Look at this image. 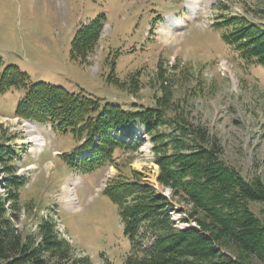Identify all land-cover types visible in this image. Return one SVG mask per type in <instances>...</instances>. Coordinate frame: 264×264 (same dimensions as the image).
<instances>
[{
	"label": "rangeland",
	"instance_id": "374dc122",
	"mask_svg": "<svg viewBox=\"0 0 264 264\" xmlns=\"http://www.w3.org/2000/svg\"><path fill=\"white\" fill-rule=\"evenodd\" d=\"M186 4L187 0H0V70L15 65L33 83L47 82L124 108L153 105L167 94L168 114L186 125L188 145L200 142L230 166L236 185L257 193L258 200L247 206L264 221V68L241 59L221 39L225 29L215 27L231 16L264 24V0H213L183 23L174 41L159 40L156 29L166 18L187 20ZM99 14L105 15L99 40L83 61L74 59L71 44L76 31ZM111 73L119 85L108 79ZM134 75L136 87L130 80ZM22 95V89L0 92V144L16 148V175L26 178L16 210L8 200L7 174L0 164V220H7L30 250L43 246L47 252L41 256L49 264H72L84 256L92 264H124L131 245L122 232L118 207L102 193L119 170L106 163L88 172L70 170L60 155L78 142L70 133L54 132L49 124L14 117ZM28 122L34 124L33 133L44 138L40 150L24 142L28 132L23 125ZM127 140L137 148L120 152L118 168L159 195L157 202L176 230L212 235L202 231L210 223L207 216L163 179L150 136L133 134ZM137 162L146 165L136 169ZM64 188H73L76 209L64 201ZM41 219L53 221L68 250L47 243L38 229ZM150 245L151 240L144 239L135 253L143 256L142 249ZM227 253L238 256L235 250ZM251 259V264H264L255 256Z\"/></svg>",
	"mask_w": 264,
	"mask_h": 264
},
{
	"label": "trees",
	"instance_id": "16d2710c",
	"mask_svg": "<svg viewBox=\"0 0 264 264\" xmlns=\"http://www.w3.org/2000/svg\"><path fill=\"white\" fill-rule=\"evenodd\" d=\"M104 23L105 15L99 14L76 31L71 44L74 59L82 60L94 49ZM215 27L225 29L221 39L241 59L264 68V24L231 16L216 22ZM111 64L113 69L115 62ZM108 79L120 84L112 73ZM130 80L136 87L137 77L131 76ZM10 89L23 90L14 117L49 124L54 132L70 133L76 139L78 145L60 155L70 170L88 172L103 163L119 170V175L108 181L102 193L118 207L122 232L131 245V254L124 264H251L252 256L264 263V221L254 217L247 206L248 201L259 197L250 188L240 189L234 170L202 143L188 145L186 125L168 114L167 94L158 97L153 105L133 103L124 108L47 82L33 83L26 73L11 64L0 70V92ZM133 124L144 126L153 145L155 162L163 169V179L207 216L210 223L202 226V231L212 235H202L195 229L176 230L157 202L159 195L118 168L120 152H133L137 148L127 140L134 134ZM168 126L169 132L161 131ZM16 155L15 147L0 144V164L7 174L4 188L8 200L14 203L12 208L17 210L26 178L16 175ZM2 202L0 198L1 211ZM262 215L264 218V212ZM38 229L49 245L68 250L67 242L58 238L53 221L41 219ZM144 239H150L151 245L142 249L143 256L139 257L135 251L142 247ZM230 250H235L238 256L224 254ZM44 252H47L44 247L38 245L30 250L8 221L0 220V260L4 264H49L47 257L41 256ZM72 264L92 262L84 256L75 258Z\"/></svg>",
	"mask_w": 264,
	"mask_h": 264
},
{
	"label": "bare ground",
	"instance_id": "6f19581e",
	"mask_svg": "<svg viewBox=\"0 0 264 264\" xmlns=\"http://www.w3.org/2000/svg\"><path fill=\"white\" fill-rule=\"evenodd\" d=\"M213 0H187L186 9L189 12V16H187V20L176 17H168L165 21L157 26L156 34L158 35V39L164 42H169V40L174 41L176 39V33L179 29L183 27V23L185 21L191 20V15H195L197 10H203L206 8ZM196 16V15H195ZM185 24V23H184ZM25 130L28 132V137L25 139V143L32 144L34 149L40 150L44 146V138L41 134H34L33 128L34 124L32 122H28L23 125ZM143 162H137L134 164L136 169H141L145 166ZM73 188H64V201L68 203L71 209H76L73 204L76 200L75 194L72 190ZM77 205V204H76Z\"/></svg>",
	"mask_w": 264,
	"mask_h": 264
}]
</instances>
